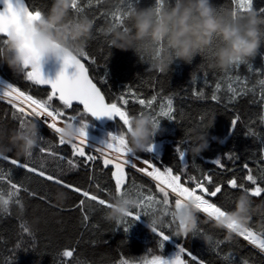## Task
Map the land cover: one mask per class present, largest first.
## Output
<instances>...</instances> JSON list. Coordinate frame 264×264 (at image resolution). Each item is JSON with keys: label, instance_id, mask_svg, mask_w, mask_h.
I'll use <instances>...</instances> for the list:
<instances>
[{"label": "trees", "instance_id": "trees-1", "mask_svg": "<svg viewBox=\"0 0 264 264\" xmlns=\"http://www.w3.org/2000/svg\"><path fill=\"white\" fill-rule=\"evenodd\" d=\"M25 2L30 8L42 6L44 11L48 0ZM211 2L225 9L233 7L231 0ZM78 3L84 10L83 14L93 20V35L85 51L90 61L94 62L84 61L83 58L81 61L105 95L106 102L128 92H135L146 99L154 94L159 95L151 110L142 109L140 105L130 101L127 108L134 116L141 111L155 115L164 101L168 98L173 101L174 119L169 121L166 117H157L160 120V131L152 139L153 151H143L135 156L152 160L161 169L173 167L179 171L182 165L175 149L177 146L186 149L184 164L188 167L185 171L198 177L201 173H210L214 181L222 185V192L216 198L208 199H214L221 207L230 208L233 198L241 190L228 188V179L235 176L238 183L252 187L243 179L247 174L243 165L247 163L254 175H258L259 168H264V160L261 159V151L264 150V122L260 119L264 114V99H261L262 89L258 84V80L264 79V45L253 60L227 69L210 67L207 58L197 56L191 64L174 62L169 74H158L147 70L148 58L143 52L119 51L109 47L104 27L112 23L113 12L127 10V0H91V6L89 0H78ZM150 6H154V0H135L134 3V7L139 8ZM251 9L264 16V12H261L264 0H252ZM0 77L6 82L0 79V91L8 84L35 98L45 97L49 91L25 80L24 76H14L6 65H0ZM237 78L246 82L245 87L249 91L229 102L232 95L229 84L233 88L241 87ZM218 82L221 85L217 93L220 100L213 102L210 97ZM194 91L203 92L204 98L193 95ZM55 103L58 105V101ZM74 108L82 111L79 107ZM14 111L8 102L0 100V133L7 134L20 126L19 119L13 117ZM236 117H239L238 122L234 131L230 132L231 121ZM82 118L110 132L118 133L122 128L118 120L101 124L90 115ZM33 121L37 124L40 137L55 145V151L65 157L64 161H60L58 158L44 156L45 170L49 174L58 175L65 183L109 199L106 192L97 191V184L102 189L112 188L114 191V181H111L109 171L111 166L105 169L102 161L83 162L82 158L72 157L70 145H60L55 135L42 128L34 119ZM212 122V127L207 130ZM192 129L207 131L209 137L207 150L197 157H191L187 153ZM44 141L40 142L32 154L33 166L38 167L40 164L41 145L48 146ZM229 152L233 153L232 159L225 155ZM217 158L222 160V169L212 164ZM8 159L25 161V158L16 157L14 152L7 153L4 158H0V175L7 174L12 182H22L35 195L21 191L20 204L13 197L8 211H0V264H118L121 258L136 260L159 254L162 259H169L175 256L179 247L198 255L204 264H264V255L237 236L226 241L225 232L214 229L210 223H201V234L196 237L180 239L174 237L172 231L167 232L169 239L159 249L158 237L146 227V216L131 223L125 233L122 225L106 223L102 219L104 209L91 203V207L99 210L89 212V220L84 221L77 207L82 199L78 193L16 168L8 163ZM67 159L78 161V167L69 169ZM126 171L129 173V184L134 178L145 194H153L159 198L154 182L129 168ZM90 176L93 179L90 180ZM8 192L9 184L0 181V197L7 199ZM59 193H64L67 197L62 203L57 200ZM251 198L254 203L264 201V195ZM200 219L203 221L206 217L201 214ZM21 224H26L31 229V236L23 233ZM249 226L255 231L264 230V216L254 215ZM205 236H211L213 241H220L219 247L213 248L210 242L203 243ZM69 249L73 250V256L63 257L61 253ZM225 257H229V260H225Z\"/></svg>", "mask_w": 264, "mask_h": 264}, {"label": "clouds", "instance_id": "clouds-1", "mask_svg": "<svg viewBox=\"0 0 264 264\" xmlns=\"http://www.w3.org/2000/svg\"><path fill=\"white\" fill-rule=\"evenodd\" d=\"M73 3L74 0H48L46 10L32 21L21 14L16 27H10L6 35L0 34V65H6L14 76H24L26 69H42L49 60L78 58L93 35V20L85 14L75 15ZM103 31L111 49L143 52L148 58L147 70L151 72L169 74L174 62L191 64L197 56L207 58L210 67L227 69L256 57L264 45V16L252 9L234 12L232 8L217 7L211 0H168L159 11L154 6L134 7L127 12L123 25L109 23ZM78 119L79 123H62L60 132L55 133L66 144L76 141L81 130L85 131L80 123L83 118ZM158 131L159 124L154 126L150 114L131 116L123 133L127 153L135 156L145 151ZM191 132L187 153L197 157L208 148V132L197 129ZM40 142L37 124L28 120L23 127L0 133V158L14 152L16 157L26 159ZM66 198L64 193L57 195L61 203ZM109 200L111 206L102 212L106 223L125 220L138 205L132 192L113 193ZM201 214L191 200L184 201L179 209L173 206L172 235L184 239L193 236L201 223H210L214 229L225 232L226 241L232 240L254 215L264 216V201L254 203L247 192L240 191L223 216H206L201 221ZM168 219L166 211L157 210L146 216V227L151 231V227L158 228ZM228 224L236 229L230 231ZM202 242L210 241L204 238Z\"/></svg>", "mask_w": 264, "mask_h": 264}, {"label": "snow or ice", "instance_id": "snow-or-ice-1", "mask_svg": "<svg viewBox=\"0 0 264 264\" xmlns=\"http://www.w3.org/2000/svg\"><path fill=\"white\" fill-rule=\"evenodd\" d=\"M99 2V0H97ZM135 0H127L126 11H116L112 13V24L123 25L125 16L128 11L134 8ZM167 0H154V7L157 11L164 7ZM233 5V11L244 12L251 9L252 0H231ZM0 5H3L0 9V34H7V30L10 27H16L18 18L23 14L29 21L38 19L43 12V7L30 8L26 5L25 0H0ZM89 6H91V0H89ZM78 0H74L73 12L75 15L83 14ZM264 12V9H261ZM17 31H19L17 27ZM81 58L84 61H90V57L86 51H84L78 58L65 56L61 61V69L56 75L55 79H47L42 75L41 69L36 67L31 70L25 71V80L31 82L34 85H47L50 91L46 92L45 97L35 98L33 95L28 94L25 91H21L16 86H6L3 91H0V100H7L11 105L13 117L19 119L20 127H23L24 123L29 118H42L46 127L54 133L60 132L62 123L66 121H77L78 118H82L85 115H90L94 118L106 117L109 120L117 119L121 122L122 128L117 135H109L106 142H102L103 146L95 149V152L99 155L89 154L85 151L86 147V133L81 130L79 137L73 143L68 145L71 146V156L82 158L83 162H96L102 161L104 168L108 169L111 165L110 178L114 181V191L112 188L102 189L97 184V191L106 192L107 196L110 197L113 193L119 195L125 192L135 193L137 198V209L135 212L130 213L125 220L118 221L117 225L123 226V231L126 233L131 223L138 220L141 216H148L157 210L166 211L169 215L167 222L162 223L160 227H151V231L158 237L157 246L159 249L163 248V242L169 239L167 232H171L172 225V209L175 206L179 209L182 203L186 200H191L195 203L202 214L205 216L215 218L216 216H223L225 214V208L221 207L213 200L208 197L216 198L218 194L222 192V185L214 181V177L210 173H201L198 177L196 175H189L185 169L188 165L184 164V157L186 149H182L177 146L175 151L178 153L179 161L182 165L179 171H176L173 167H161L157 166L152 160L142 159L136 156H131L127 153L124 146L123 133L127 129L129 119L132 116L127 108L130 101L133 104H138L142 109L151 110L153 103L159 98L158 94H154L151 98H143L138 96L135 92H128L116 97L112 101H107L105 95L99 90L94 83V79L91 77L88 68L85 63L81 62ZM236 65H239L236 64ZM71 68L73 71L68 74L67 70ZM264 74V73H262ZM231 79V78H229ZM237 82L241 87L239 89L233 88L231 83L229 84V91L232 95L229 97V102L235 101L237 96L243 95L246 91H249L245 85V81H240L237 78ZM258 84L261 86L262 95L261 99H264V79L258 80ZM221 85L218 82L216 87L213 89L211 100L213 102H219L220 97L218 92L220 91ZM193 95L198 98H204L203 92H193ZM58 101V105H56ZM74 105L82 106V111L74 108ZM62 106V107H61ZM71 110V111H69ZM74 112V114H72ZM144 112L141 111L140 114ZM17 114H19L17 116ZM151 115V114H150ZM153 118L154 126L160 123L157 117H166L169 121L174 119V107L171 98L164 101L159 108V111L155 115H151ZM239 117L232 119L230 132L234 131L235 126L238 122ZM261 122H264V114L260 117ZM82 128L87 127L83 119L80 120ZM59 139V138H58ZM41 141L44 139L41 138ZM47 143V147L41 145L39 151L42 154L40 157V164L38 167L33 166L32 155L21 162L16 159H8L10 165L16 168L23 169L27 173L35 174L41 177L45 181L54 182L55 184L62 185L65 188L70 189L72 192L78 193L82 197L77 207L81 211L82 219L84 221L89 220V212L99 210L91 207V203L100 206L102 209H106L111 206L109 199L101 198L95 192H91L87 189L77 187L73 184L65 183L58 175L49 174L45 170L44 156L58 158L60 161H64L65 157L59 155L55 151V145ZM60 145H65L63 140L59 139ZM147 153L153 151V146L149 145L146 150ZM227 158L232 159L233 153L229 152L225 154ZM261 159L264 160V150L261 151ZM139 160L141 163L146 165L145 168L137 166L134 162ZM78 161L74 159H67V165L69 169H76L78 167ZM212 164L218 169L224 167L221 158H217L212 161ZM130 167L137 173H142L146 177H150L152 181L156 182V192L160 194L157 198L153 194H145L142 191V187L137 184L134 178H132L131 184H129V173L126 169ZM247 174L243 177L244 180L249 182L252 187H247L243 183H238L235 176L228 179L227 185L230 189H239L245 191L251 197H261L264 195V168H259L258 175L253 174L252 168L247 163L243 165ZM89 179H93L92 176ZM0 181L7 182L9 184L8 198L5 199L0 197V211L7 212L10 200L16 197L15 202L20 204L19 193L21 191L27 192L29 195H35L34 192L22 183L12 182L10 176L7 174L0 175ZM211 185V187H210ZM174 197V199H173ZM226 227L231 231L235 230L236 226L228 224ZM23 233L32 235L31 229L26 224H21ZM167 230V231H166ZM201 234V230L198 229L193 233V236ZM238 237H242L243 240L247 241L248 244L254 246L259 250L260 253H264V230L255 231L251 226H247L237 232ZM204 238L210 241L213 248H218L220 241H213L211 236H205ZM19 246V245H18ZM63 257L70 258L73 256V250H64L62 253ZM184 257H187L185 259ZM225 260H229V257H225ZM118 264H204V261L198 256L193 255L190 251L183 247H179L174 258L169 261L162 259L161 255H152L151 258L147 256L140 259H125L121 258Z\"/></svg>", "mask_w": 264, "mask_h": 264}, {"label": "rangeland", "instance_id": "rangeland-1", "mask_svg": "<svg viewBox=\"0 0 264 264\" xmlns=\"http://www.w3.org/2000/svg\"><path fill=\"white\" fill-rule=\"evenodd\" d=\"M0 79L2 80V78L0 77ZM3 81V80H2ZM4 83H6L5 81H3ZM8 84V83H7ZM10 85V84H8ZM7 102V100H4ZM35 120V119H34ZM36 121V120H35ZM84 122L86 123L87 127L85 128V133H86V147H85V151L88 152L89 154H93V155H99L98 153L95 152V149L98 147H102L103 144L102 142H106L108 136L111 135H117L118 133L116 132H110L107 131L106 129H104V127H97L91 123H88L86 120H84ZM76 123H79V119L76 121ZM42 128H46L44 126H42L41 124H39ZM47 129V128H46ZM49 132H51L53 135H55L57 138L58 136L53 132L50 131L49 129H47ZM91 134V135H90ZM129 159H131V156L129 157ZM137 163L138 167L141 168H145L146 165H144L143 163H141L139 160L134 161ZM111 166V165H110ZM129 169L135 171L134 169L128 167ZM140 175L144 176L142 173H139ZM146 177V176H144ZM147 179L151 180L150 177H146ZM152 181V180H151ZM155 183V181H152ZM203 216H205L204 214H202ZM206 217V216H205ZM243 240L242 237H239ZM246 244H248L247 241L243 240ZM249 246H251L252 248L254 246L248 244ZM259 252V250H257ZM260 253V252H259ZM262 255H264V253H261Z\"/></svg>", "mask_w": 264, "mask_h": 264}, {"label": "water", "instance_id": "water-1", "mask_svg": "<svg viewBox=\"0 0 264 264\" xmlns=\"http://www.w3.org/2000/svg\"><path fill=\"white\" fill-rule=\"evenodd\" d=\"M26 3V2H25ZM27 5V4H26ZM3 5H0V9H2ZM82 62V61H81ZM83 63V62H82ZM61 69V62L60 61H52V60H49L47 62H45L42 66V69H41V72H42V75L47 78V79H55L56 75L59 73ZM73 71V69L69 68L67 70L68 74H71V72ZM40 86L41 88H44V89H47L50 91V88H48L47 85H38ZM74 107H79L82 109V106L80 105H74ZM94 118V117H93ZM97 122L101 123V124H104V123H107V122H112L114 120H118L117 119H112V120H109L108 118L106 117H101L99 119L97 118H94ZM174 257L172 258H169V259H165V260H169L171 261Z\"/></svg>", "mask_w": 264, "mask_h": 264}, {"label": "built area", "instance_id": "built-area-1", "mask_svg": "<svg viewBox=\"0 0 264 264\" xmlns=\"http://www.w3.org/2000/svg\"><path fill=\"white\" fill-rule=\"evenodd\" d=\"M36 120V122H38L39 124H41L42 126L46 127V124L44 123L43 119L42 118H34ZM60 126V125H58ZM47 128V127H46ZM48 129V128H47ZM51 131V130H50ZM238 237V236H237ZM239 238V237H238ZM241 239V238H239ZM242 240V239H241ZM243 241V240H242ZM255 250H258L256 249L255 247H253Z\"/></svg>", "mask_w": 264, "mask_h": 264}]
</instances>
